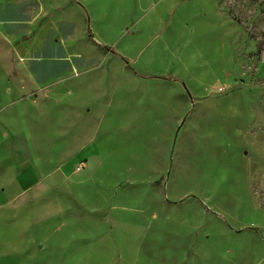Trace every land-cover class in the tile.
Wrapping results in <instances>:
<instances>
[{
  "label": "rangeland",
  "instance_id": "1",
  "mask_svg": "<svg viewBox=\"0 0 264 264\" xmlns=\"http://www.w3.org/2000/svg\"><path fill=\"white\" fill-rule=\"evenodd\" d=\"M164 6L124 0L108 14L122 39L141 33L144 48L121 56L126 69L46 61L48 76L72 82L63 91L94 95V142L82 149L95 156L81 169L83 152L61 158L46 147L27 169L36 192L0 188V264H111L112 246L131 238L143 260L182 254L185 241L191 251L194 238L204 255H220L217 244L248 238L264 220V0L201 3L183 28H143ZM9 101L0 98V121ZM8 159L0 149V186L20 169Z\"/></svg>",
  "mask_w": 264,
  "mask_h": 264
},
{
  "label": "crops",
  "instance_id": "2",
  "mask_svg": "<svg viewBox=\"0 0 264 264\" xmlns=\"http://www.w3.org/2000/svg\"><path fill=\"white\" fill-rule=\"evenodd\" d=\"M216 2L165 0L164 17L155 13L143 28L151 29L157 24L160 27L169 26L171 31L178 30L184 27L183 22L188 18L196 20L194 17L199 16L201 3ZM123 5L124 0H0V68L3 73L0 76V98L10 100L7 104L13 106L1 117L0 149L6 150L10 166L20 168L12 176L7 174L11 171H6L5 177L11 181L2 183L1 191H14L16 187L18 195L36 192L37 182H29L27 169L33 157L40 160V157L46 156V147L60 148L55 155L61 158L64 153L66 156H79L83 152L85 158L79 161L81 169L95 156L84 152L85 145L94 142L95 124L90 117L94 115L91 102L94 95L89 97L82 91H63L64 86L72 82L64 85L63 79L48 76L51 68L46 61H51V65L71 61V66L79 61L86 70L87 64L97 58L98 61H108L110 65L126 69L121 58L129 56L125 51L138 54L144 47L140 32L129 39H122L126 33L124 27L119 30V22L112 24L107 19L108 14L121 12ZM95 40L113 46L115 51L103 50ZM121 40H124L123 44L119 42ZM164 43L168 44L167 38ZM17 57L23 60L21 65H18ZM136 79L142 81L143 77ZM83 80L81 78L79 83ZM102 104L109 106L110 98L98 103L97 113L101 112ZM107 115L108 110H103L100 121ZM78 142L81 149L73 145ZM64 146L68 149L66 152H62ZM263 221L259 220L258 229L250 228L248 238H226L229 243L217 244L215 252H220V255H204L197 247L201 238H194L191 251H186L185 241L182 254L172 253L155 258L146 253L143 260L139 243L131 238L122 241V248L112 246L111 264H136L141 261L150 264L154 260L159 264H264V232L260 228L264 226ZM110 242L115 243V240L111 238ZM241 245L245 248H240Z\"/></svg>",
  "mask_w": 264,
  "mask_h": 264
}]
</instances>
